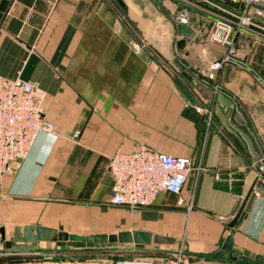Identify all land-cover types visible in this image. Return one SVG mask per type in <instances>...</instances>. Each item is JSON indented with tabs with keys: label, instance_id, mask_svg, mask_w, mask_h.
<instances>
[{
	"label": "crops",
	"instance_id": "crops-1",
	"mask_svg": "<svg viewBox=\"0 0 264 264\" xmlns=\"http://www.w3.org/2000/svg\"><path fill=\"white\" fill-rule=\"evenodd\" d=\"M121 1L128 12L116 0H0V75L44 93L41 108L54 125L11 173H0V231L7 240L26 226L78 236L144 231L175 243L128 246L130 253L112 260L7 253L0 264H174L179 253L180 264H227L215 254L252 193L251 209L235 225L232 252L264 256L258 164L228 125L230 110L217 96L203 98L178 73L174 50L190 70L234 98L263 153L264 92L233 66L209 79L222 50L208 44L207 17L176 24L156 5ZM164 7L169 14L186 8L170 1ZM140 146L189 157L195 171L180 195L161 193L151 207L110 206V158ZM117 220L123 229H116ZM1 238L0 232V248Z\"/></svg>",
	"mask_w": 264,
	"mask_h": 264
},
{
	"label": "built area",
	"instance_id": "built-area-1",
	"mask_svg": "<svg viewBox=\"0 0 264 264\" xmlns=\"http://www.w3.org/2000/svg\"><path fill=\"white\" fill-rule=\"evenodd\" d=\"M237 7L218 8L208 44L222 50L211 65L209 79L225 66L249 74L264 87V80L239 56L235 36L240 29H259L264 33V0H222ZM176 24H189L191 11L181 8L171 14ZM45 95L35 85L0 75V173H11L30 153L42 133H52L54 125L41 108ZM211 119V111L208 112ZM258 168L263 171L262 166ZM109 171L114 184L109 197L113 207L143 209L154 205L159 194L180 195L195 171L194 160L173 156L140 146L131 152H118L110 158ZM179 256L174 264L181 263Z\"/></svg>",
	"mask_w": 264,
	"mask_h": 264
},
{
	"label": "water",
	"instance_id": "water-1",
	"mask_svg": "<svg viewBox=\"0 0 264 264\" xmlns=\"http://www.w3.org/2000/svg\"><path fill=\"white\" fill-rule=\"evenodd\" d=\"M116 1L124 8L125 12L129 11L121 0ZM152 1L161 12H163L171 21L175 23L172 15L169 14L160 5L158 0ZM172 63L178 73L181 74L185 79H187L192 84L195 91H197L203 98L212 100L217 96L221 100L222 105L226 107V110H230L228 125L242 137L249 149L253 160L258 164V166H262L264 171L263 150L257 140L255 133L251 130L246 119L239 111V106L234 98L229 94L223 92L222 90L216 88L205 79L200 78L195 72L190 70L181 61L176 50H174ZM174 78L175 84L186 97V99L190 103L195 104V100L192 97L191 92H189V90L182 84V82L178 78ZM257 189L264 193V182H259L257 185ZM255 196L256 194L252 193L245 207V212L243 211V209H240L236 213L233 221L228 225L229 235L225 239L220 251L215 254V258L223 260L227 264H235L236 262L242 264H264V256L257 255L254 259H251L232 252L234 244L235 225L241 219V217L251 209ZM0 232L2 237V249L6 252L12 251L16 244L34 242H57L60 245L67 244L77 249H84L83 251H90L91 249H93V247L120 248V250H127L128 246L140 247L150 245L151 243H154L156 245H170L175 243V239L173 238L161 235L152 236L151 233L144 231H122L112 234L78 236L61 233L55 229L44 226H26L22 231L17 232L11 240L6 239L4 229H1ZM225 255L228 256L227 259H225Z\"/></svg>",
	"mask_w": 264,
	"mask_h": 264
},
{
	"label": "rangeland",
	"instance_id": "rangeland-1",
	"mask_svg": "<svg viewBox=\"0 0 264 264\" xmlns=\"http://www.w3.org/2000/svg\"><path fill=\"white\" fill-rule=\"evenodd\" d=\"M139 1V0H138ZM145 5H151L155 10L157 9L155 4L151 0H141L140 3L143 2ZM160 5L164 7L165 2L171 5L176 4L179 7H186L191 11V19L195 14H199L200 16L207 17L209 19V23L211 24V29L214 25V22L217 16L221 13L218 8L226 7L231 9H236L233 5L230 6L228 3L221 2L220 0H158ZM117 8H119L116 3ZM120 9V8H119ZM240 36L237 42V49L239 51V56L244 59L252 69H254L264 80V33L259 29L251 28V29H240L237 33ZM236 68V67H235ZM241 70V69H240ZM251 82L257 88H259L262 92H264V87L254 80L248 74ZM212 118L214 117V113L211 110ZM263 117V115H261ZM262 135L264 137V120L262 125ZM261 138V144H264V140ZM260 144V143H259ZM260 176L259 181L264 182V174L258 168ZM191 190V189H190ZM256 190H258L256 188ZM189 211H191V201L188 205ZM123 224L117 220V230L123 229ZM82 250V251H81ZM84 249H77L73 246H69L67 244L60 245L57 242H34V243H25V244H16L12 251L6 252L5 250L0 248V260L5 259L4 256L7 253L10 255L18 254L21 252H30L32 254V258L34 259H44L48 257H56V258H86L87 256H97L99 258L104 259H115L117 256H124L130 253V250H120V248H102V247H93L90 251H83ZM22 255V254H21ZM180 256V253H179ZM9 258H15V256H8ZM26 257V256H25Z\"/></svg>",
	"mask_w": 264,
	"mask_h": 264
}]
</instances>
